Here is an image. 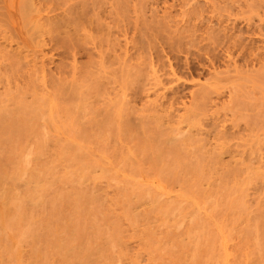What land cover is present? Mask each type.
<instances>
[{
  "label": "rangeland",
  "instance_id": "obj_1",
  "mask_svg": "<svg viewBox=\"0 0 264 264\" xmlns=\"http://www.w3.org/2000/svg\"><path fill=\"white\" fill-rule=\"evenodd\" d=\"M0 19V264H264V0Z\"/></svg>",
  "mask_w": 264,
  "mask_h": 264
},
{
  "label": "bare ground",
  "instance_id": "obj_2",
  "mask_svg": "<svg viewBox=\"0 0 264 264\" xmlns=\"http://www.w3.org/2000/svg\"><path fill=\"white\" fill-rule=\"evenodd\" d=\"M30 3H31V2H29V6H30ZM40 7H41V6H40ZM25 8H27V6H26ZM25 8H24V9H25ZM31 8H33L32 4H31ZM29 10H30V8H28V11H26V12H29ZM32 10H33V9H32ZM43 10H44V9H43ZM44 11H45V10H44ZM33 12H34V11H33ZM0 20H2V19H0ZM44 20H45V19H44ZM46 20H47V18H46ZM58 20L60 21L61 19H58ZM2 21H3V20H2ZM40 21H41V20H40ZM52 21H53V20H52ZM55 21H56V20H55ZM55 21H53V22H55ZM45 22H46V21H45ZM45 22H43V23H45ZM60 22H61V21H60ZM49 23H50V22H49ZM67 23H68V22H67ZM69 23H70V22H69ZM27 24H28V22H27ZM50 24H51V23H50ZM53 24H54V23H53ZM61 24H63V23H61ZM70 24H71V23H70ZM74 24H75V23H74ZM51 25H52V24H51ZM65 25H66V24H65ZM80 25H81V24H80ZM55 26H56V25H55ZM62 26H63V25H62ZM69 26H70V25H69ZM75 26H76V27H79V26H77V23H76ZM59 27H60V26H59ZM76 27H75V28H76ZM30 28H31V27H30ZM37 28H38V27H37ZM80 28H81V26H80ZM76 29H77V28H76ZM54 30H55V29H54ZM57 30H58V28H57ZM78 30H80V29H77V30H76L77 33H78ZM74 31H75V29H74ZM35 32H36V31H35ZM35 32H34V33H35ZM66 32H67V31H66ZM66 32H64V33H66ZM68 32H69V31H68ZM37 33H38V31H37ZM32 34H33V33H32ZM71 35H72V34H71ZM71 35L68 34V36H66V38H68V37L71 36ZM72 37L74 38V36H73V35L71 36V40L73 39ZM65 40H66V39H65ZM43 42H44V41H43ZM67 42L69 43V39H68ZM70 42H71V41H70ZM74 43H75V41H74ZM41 44H42V43H41ZM75 45H76V44H75ZM70 46H71V45H70ZM71 48H72V47H71ZM74 48H75V47H74ZM6 124H7V123H6Z\"/></svg>",
  "mask_w": 264,
  "mask_h": 264
}]
</instances>
